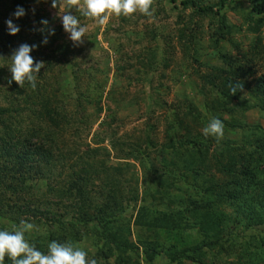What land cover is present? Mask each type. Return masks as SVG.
<instances>
[{"label":"rangeland","instance_id":"374dc122","mask_svg":"<svg viewBox=\"0 0 264 264\" xmlns=\"http://www.w3.org/2000/svg\"><path fill=\"white\" fill-rule=\"evenodd\" d=\"M181 1L172 5L170 0H153L152 17L139 12L132 17L112 16L103 26L72 9L70 14L87 28L83 43L74 45L63 29L59 8L53 9L51 0H0V71L10 72L8 58L22 43L38 45L31 55L45 64L38 73L35 90L28 94L32 101L20 102L22 97L13 92L6 102L12 90L4 92L1 84L0 109H8V115H13L12 128L22 130L35 123H48L47 112L59 111L61 117L56 120L66 127V133L57 147L67 151L61 154L65 160L49 171L69 179L81 167L90 169L88 173L96 175L91 177L90 185L95 201L100 202L102 197L104 202L108 199L105 196L118 191L117 197H112L124 210L134 194H153V190L173 183L174 173L163 166L179 161L180 154L168 151L167 131L174 134L176 148L184 137L211 144L208 157L212 159L208 160L212 168L220 150L218 142L236 143L242 139L240 131L224 128L223 139L217 141L211 136L206 138L202 129L211 120L209 110L217 112L218 91L231 94L229 85L239 81L243 90L238 97L251 100L257 81L264 78V16L252 12L249 0H226L228 6L219 17L201 18L183 9ZM196 1L216 7L220 0ZM255 1L264 5V0ZM18 7L25 10V15L16 19L13 13ZM67 10L61 9V14ZM10 17L20 29L15 36L8 32L6 21ZM42 20L48 21L43 33L39 31L44 28ZM48 29H54L55 34L48 36ZM221 35L224 39H219ZM45 36L46 45L42 43ZM86 96L90 97L87 101ZM42 101L47 105L40 104ZM31 110L40 111L38 119L30 116ZM243 117L235 120L264 130V114L257 109ZM47 176L25 182L22 189L27 191H21L17 201L4 192L8 181L4 183L0 176L3 198L15 204V214L19 212L15 221L29 220L30 215H22L21 209L35 204L48 210L44 202L57 198L58 191L47 189ZM59 200L58 207L49 208L57 215L64 212L62 205H71L69 197ZM222 210L228 215L234 213L231 207ZM130 212H124L125 221L114 225L123 235L132 225ZM70 215L61 226L41 227L39 231L75 241L98 264H114L115 258L108 261L92 247L94 235H89V230L68 223ZM12 223L0 213V226L11 227ZM30 233H26V239ZM154 264H167L166 258L159 257Z\"/></svg>","mask_w":264,"mask_h":264},{"label":"trees","instance_id":"16d2710c","mask_svg":"<svg viewBox=\"0 0 264 264\" xmlns=\"http://www.w3.org/2000/svg\"><path fill=\"white\" fill-rule=\"evenodd\" d=\"M176 1L170 0V3L174 5ZM249 1L252 12L264 16V5L255 0ZM180 6L192 10L201 18H214L221 15L228 2L220 0L219 5L214 7L203 6L196 0H183ZM220 38L224 39V35ZM246 58L242 56V60ZM226 74L230 75L229 72ZM239 74L243 75L244 71L240 70ZM1 84H4V92L12 90L7 93L6 102L11 100L9 97L13 96V92L22 97L20 102L32 101L28 98V94L33 92L30 84L26 82L21 88L12 80L11 72L3 74L0 71ZM256 85L251 100L240 99L237 95L240 91L236 95L216 93L219 104L217 112L209 110L211 119L219 118L225 130L240 131L242 139L236 143L218 142L220 150L213 159V168L208 160L211 144L202 143V139L184 137L176 148L172 140L174 134L167 131L169 149H166L180 154L179 158L173 156L179 161L175 159L170 167L163 166L174 173L173 183L153 190V194H134L124 210L112 197H117L118 191L111 195L108 193L104 202L102 197L100 202L94 200L90 185L91 177L96 175L88 173L90 169L86 171L81 167L69 179L49 171L54 164L65 160L61 154L67 151L57 147L66 133V127L56 120L61 117L59 111L47 112L48 123H35L22 130L12 128L13 115H8V109H0V176L4 183L8 181L4 192L10 194V198L20 199L21 191H27L22 189L24 183L40 179L45 174L50 178L48 191H58V199L44 202L48 210H43L42 206L35 207V204L21 209L22 215H30L26 221L36 225L27 235L29 243L45 253L53 239L75 244L73 240L48 235L47 232L42 235L39 231L41 227L61 226L71 214L68 223L89 230L88 234L94 235L92 247L97 248L108 261L115 258L114 264H154L159 257L166 258L167 264H264V130L235 120V117L244 118L251 109L264 114V78L259 79ZM88 99L90 97L86 96L85 100ZM40 104L47 105V102ZM39 114L40 111L31 110L30 116L38 119ZM21 137L23 141H20ZM215 173L219 174V178L216 179ZM167 176L172 179L173 175L168 173ZM13 182L18 184L13 185ZM3 197L0 190L2 218L14 223L11 227L0 226V230L13 231L20 223L14 220L19 212L15 214V204ZM64 197L71 199V205H62L63 213L57 215L49 210L51 206L58 207L61 204L59 199ZM224 206L233 208V215L226 214L222 210ZM124 212H130L129 220L133 221L123 235L114 225L125 221ZM4 264H12V261L6 257Z\"/></svg>","mask_w":264,"mask_h":264},{"label":"clouds","instance_id":"9594fccd","mask_svg":"<svg viewBox=\"0 0 264 264\" xmlns=\"http://www.w3.org/2000/svg\"><path fill=\"white\" fill-rule=\"evenodd\" d=\"M37 2L47 3L48 0H37ZM152 5L153 0H51V7L59 8L63 29L74 45L83 43L87 28L81 24L76 15L70 14L72 9H76L83 17L92 19L103 26L112 16L132 17L139 12L146 17H152ZM61 9L68 10L61 14ZM24 15L25 10L20 7L13 13L16 19ZM6 24L9 35L15 36L20 31L19 26L13 23L11 17ZM41 24L44 28L39 31L43 33L48 26V21L42 20ZM54 34V29H48V36ZM42 43L45 45L48 43L47 36L43 38ZM37 47L38 45L35 44L22 43L8 58L11 61L9 70L12 80L21 88L27 82L35 90L38 73L45 67L43 61H36L31 55ZM229 89L231 95H236L238 91L243 90V84L237 81L230 84ZM202 134L206 138L211 136L220 141L224 136L223 122L219 118H212L202 129ZM35 228L36 225L33 223L21 220L13 231L0 230V264H4L6 257L12 261V264H98L97 259L89 258L87 251L72 242L52 241L48 244L47 252H41L25 238V234Z\"/></svg>","mask_w":264,"mask_h":264}]
</instances>
